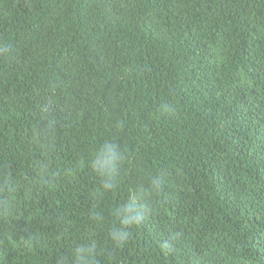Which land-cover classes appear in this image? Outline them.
Here are the masks:
<instances>
[{
  "label": "trees",
  "instance_id": "16d2710c",
  "mask_svg": "<svg viewBox=\"0 0 264 264\" xmlns=\"http://www.w3.org/2000/svg\"><path fill=\"white\" fill-rule=\"evenodd\" d=\"M105 140L128 163L100 196ZM149 178L113 247L110 210ZM89 237L96 264H264V0H0V264Z\"/></svg>",
  "mask_w": 264,
  "mask_h": 264
},
{
  "label": "clouds",
  "instance_id": "9594fccd",
  "mask_svg": "<svg viewBox=\"0 0 264 264\" xmlns=\"http://www.w3.org/2000/svg\"><path fill=\"white\" fill-rule=\"evenodd\" d=\"M88 163L98 179L97 193L100 196L117 193L119 177L128 163L127 154L121 145L115 140H105ZM4 190L7 191L6 185ZM159 191V183L149 178L146 182L137 183L130 189L127 198L110 210L112 220L107 240L113 247L122 248L128 243L133 230L139 228L151 214L153 197ZM91 217L97 224L105 223L103 209H94ZM98 252V243L89 237L85 242L77 244L69 256H59L57 264H96Z\"/></svg>",
  "mask_w": 264,
  "mask_h": 264
}]
</instances>
